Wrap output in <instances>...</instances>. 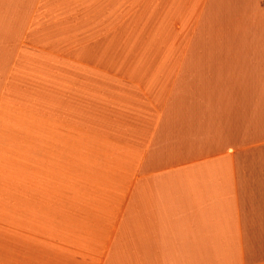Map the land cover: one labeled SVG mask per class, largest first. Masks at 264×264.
Returning <instances> with one entry per match:
<instances>
[{
  "label": "crops",
  "instance_id": "obj_1",
  "mask_svg": "<svg viewBox=\"0 0 264 264\" xmlns=\"http://www.w3.org/2000/svg\"><path fill=\"white\" fill-rule=\"evenodd\" d=\"M122 1L0 0V264H264V0Z\"/></svg>",
  "mask_w": 264,
  "mask_h": 264
},
{
  "label": "rangeland",
  "instance_id": "obj_2",
  "mask_svg": "<svg viewBox=\"0 0 264 264\" xmlns=\"http://www.w3.org/2000/svg\"><path fill=\"white\" fill-rule=\"evenodd\" d=\"M122 1V0H121ZM122 7V8H121ZM96 12L98 11L100 14H105L104 15V20H100L102 23L99 27L100 30H98V26L95 27L93 30L89 32V39H91V42H88L90 45L89 47V53L92 56L93 52H97V48L93 47L94 43H97L98 41H106V42H116V41H137V49L139 52L144 51L148 49V44L149 40L151 39H157V38H164L169 37V32H157V31H152L153 25L151 24V21L147 14L143 13V9H135V13L131 14L129 9H124V3H107L105 8H101L99 10H96V6H91V12ZM116 13L117 15H115ZM129 14L133 15L130 16ZM95 16V21L96 20V14ZM131 17H133V21L131 20ZM104 22V23H103ZM98 23V22H97ZM95 25L93 19H91V27ZM76 33V31H74ZM164 33V34H163ZM235 37H247V32L244 35H239L235 33ZM80 38V36H77L76 34L74 35V38ZM261 38L264 39V32L261 33ZM94 39V40H93ZM74 45H76V42H74ZM247 47H244V50L250 49L249 44L247 43ZM251 46V45H250ZM80 47L75 46L74 48V55H77L79 52ZM110 50L111 46L106 45V48H101V50ZM255 49V48H254ZM261 50V49H260ZM264 56V55H263ZM264 59V58H263ZM76 64V63H75ZM264 64V62H263ZM92 77V75H90ZM92 80V78H90ZM41 99L45 97V95L40 94ZM41 109L45 110L48 112V109L43 106ZM81 109V108H80ZM76 110L78 111V117L82 116V111L81 110ZM75 111V113H76ZM47 118H45L46 120ZM10 172V170H9ZM15 170H11V173L9 174H3V176L0 178V188L5 187L7 184H15L17 183V177L14 176ZM44 189H42L43 192H47L48 194H40L41 192L39 191L38 195L44 196V195H49L50 194V185L45 183ZM20 191L23 192V189ZM18 191V192H20ZM17 192V193H18ZM21 192V195H22ZM12 193V192H11ZM23 203L25 201V197L23 195ZM13 209V207H11ZM2 214V207H0V217ZM34 230V229H33Z\"/></svg>",
  "mask_w": 264,
  "mask_h": 264
}]
</instances>
